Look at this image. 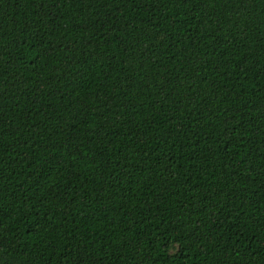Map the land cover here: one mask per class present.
Instances as JSON below:
<instances>
[{
  "label": "trees",
  "instance_id": "obj_1",
  "mask_svg": "<svg viewBox=\"0 0 264 264\" xmlns=\"http://www.w3.org/2000/svg\"><path fill=\"white\" fill-rule=\"evenodd\" d=\"M0 264H264V0H0Z\"/></svg>",
  "mask_w": 264,
  "mask_h": 264
}]
</instances>
